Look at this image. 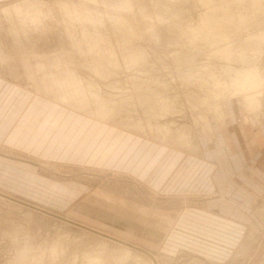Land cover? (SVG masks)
I'll use <instances>...</instances> for the list:
<instances>
[{
  "label": "rangeland",
  "instance_id": "rangeland-1",
  "mask_svg": "<svg viewBox=\"0 0 264 264\" xmlns=\"http://www.w3.org/2000/svg\"><path fill=\"white\" fill-rule=\"evenodd\" d=\"M263 36L264 0H0V264H264V107L231 94Z\"/></svg>",
  "mask_w": 264,
  "mask_h": 264
},
{
  "label": "bare ground",
  "instance_id": "bare-ground-1",
  "mask_svg": "<svg viewBox=\"0 0 264 264\" xmlns=\"http://www.w3.org/2000/svg\"><path fill=\"white\" fill-rule=\"evenodd\" d=\"M157 2V1H156ZM110 3V2H109ZM123 3H124V1H123ZM122 3V4H123ZM216 3V2H215ZM38 8V7H37ZM128 8V7H127ZM15 10V9H14ZM76 10V9H75ZM80 10H81V8H80ZM72 11V10H71ZM33 12V11H32ZM80 12V11H79ZM87 12H89V10L87 11ZM10 13V12H9ZM20 13V12H19ZM40 13V12H39ZM56 13V12H55ZM75 19L78 21L77 22V24L79 23V20H85V21H87V23H92V22H90L91 21V15H92V12H91V15H89L88 16V14H83V13H78L77 12V10L75 11ZM123 13V12H122ZM43 14V13H42ZM83 14V15H82ZM98 14V13H97ZM11 15V14H10ZM94 15H96V14H94ZM118 15V14H117ZM36 16H37V14H36ZM35 16V14H34V16H31L30 18H35L36 17ZM97 16V15H96ZM101 16V15H100ZM38 17V16H37ZM40 17V16H39ZM38 17V18H39ZM93 17V16H92ZM109 17V16H108ZM113 17V16H112ZM118 17H120V16H118ZM122 17V16H121ZM125 17V16H124ZM127 17V18H126ZM126 20H128L129 22H128V25H126V27L127 26H129L130 25V16L128 17V15H126ZM95 18V17H94ZM98 18V21H100V17H97ZM97 18H96V21H97ZM115 19V18H114ZM118 19V18H117ZM134 19V18H133ZM17 20V19H16ZM37 20V19H36ZM92 20H94V19H92ZM116 20V19H115ZM114 20V22L115 23H117V20L115 21ZM20 21V20H19ZM23 23H25L26 21L25 20H21ZM30 21H32V19L30 20ZM95 21V20H94ZM104 21V20H103ZM200 21V20H199ZM35 22V21H34ZM38 22V21H37ZM113 22V23H114ZM20 23V22H19ZM22 23V24H23ZM99 23L100 22H97V23H95L96 24V26L97 25H99ZM102 23H104V22H102ZM118 23H120V25H122L123 23H125V24H127V21L126 22H124V21H121V19L120 20H118ZM81 24H85V22L83 23V22H81ZM125 24H124V26H125ZM131 24H132V22H131ZM24 25V24H23ZM88 25V24H87ZM114 26H115V24H113ZM81 26V25H80ZM83 26H85V25H83ZM24 27V26H23ZM29 27V26H28ZM121 27V26H120ZM125 27V30L126 29H128V28H126ZM26 28V27H25ZM86 28V27H85ZM97 28V27H96ZM98 28H101V27H98ZM118 28V27H117ZM116 28V29H117ZM122 28H124L123 26H122ZM83 29V28H82ZM123 30V29H122ZM83 31H84V29H83ZM82 31V32H83ZM87 31H89V30H87ZM129 31V29L128 30H126V32H128ZM205 31V30H204ZM85 32V31H84ZM122 32V31H121ZM121 32H119L120 33V35H121ZM123 32H125L124 30H123ZM125 32V33H126ZM130 32V31H129ZM234 32H236V31H234ZM124 33V34H125ZM82 34H87V33H82ZM103 33L101 32V35H102ZM127 34V33H126ZM100 35V34H99ZM101 37H103V36H100V38H99V40H101V42H103V39L101 38ZM108 37V36H107ZM123 38H121V39H124V42H126L127 40H126V36L124 37V35L122 36ZM228 37V36H227ZM264 37V36H263ZM84 38H86L87 39V35H85V37ZM230 38V37H229ZM232 38V37H231ZM108 39V38H107ZM215 39V38H214ZM221 39V38H220ZM258 39V38H257ZM263 39V38H262ZM219 40V39H218ZM217 40V41H218ZM230 40V39H229ZM93 41V40H92ZM95 41H97V40H95ZM94 41V42H95ZM106 41V40H105ZM109 41V40H108ZM87 42H88V40H87ZM111 42V41H110ZM128 42V41H127ZM89 44H90V42H88ZM226 44V42H223V44ZM89 44L88 45H86V46H88V48H89ZM94 44H96V43H94ZM109 44V43H108ZM214 44V43H213ZM93 45V44H92ZM219 45H220V43H219ZM222 46V45H221ZM90 48L91 49H88V50H92L93 52H95V53H97L98 55H101L102 54V52L99 50V49H97L96 48V50H93V48L91 47V44H90ZM212 48V47H211ZM219 48V47H218ZM221 49H222V47H220ZM224 48V47H223ZM230 49V48H229ZM215 50V49H214ZM232 50V49H231ZM91 51V52H92ZM114 51V50H113ZM234 51V50H233ZM233 51H232V53H233ZM87 52V51H86ZM100 52V53H99ZM216 52V51H215ZM223 52V51H222ZM221 52V53H222ZM93 54V53H92ZM111 54V53H110ZM112 54H114V53H112ZM126 54H132L131 53V50H130V53H126ZM126 54H124V55H126ZM225 54V53H224ZM93 55H95V54H93ZM93 55H92V57H93ZM133 55H135L134 53H133ZM132 55V56H133ZM234 55V54H233ZM113 56V55H112ZM230 56V55H229ZM229 56L228 57H226V59H229ZM232 56V55H231ZM134 57H136V55L134 56ZM133 57V58H134ZM244 58H245V56H243ZM242 57V58H243ZM240 58V57H239ZM242 58L240 59V60H242ZM243 58V59H244ZM132 59V58H131ZM128 60H129V58H128ZM127 60V61H128ZM220 60V59H219ZM136 61L137 60H135V59H132L129 63H136ZM244 61V60H243ZM110 62V61H109ZM93 63V62H92ZM115 64H116V62H114ZM97 64V65H96ZM99 62H96L95 63V67H97V66H99ZM90 65H92V64H90ZM101 65V64H100ZM134 65V64H133ZM102 66V65H101ZM130 66V65H129ZM88 67H91V66H88ZM95 69V68H94ZM235 69V68H234ZM114 70V69H113ZM248 70V69H247ZM92 71H93V69H92ZM94 71H96L97 72V70L95 69ZM232 72H235L234 70H231ZM245 71V70H244ZM68 73V76H69V78L72 76V72H67ZM99 73V72H98ZM211 73V72H210ZM235 73H237V72H235ZM241 74V73H240ZM75 75V74H74ZM99 75L100 76H103L104 74H101V73H99ZM98 75V76H99ZM261 74H259V72L258 71H254V70H251V71H245L244 73H243V75L242 76H240L241 78H235L234 79V82H236V83H233L232 85H233V90H232V93L231 94H236V95H239V96H241V97H243L242 98V100H243V102L245 103V106L246 105H248L250 108H253V109H255V112L256 111H258L259 110V108H260V110H262V108L264 107V103H261V99H260V97H262V95H263V93L261 92V91H263V89H264V81H263V79H262V77L260 76ZM110 76H113V74H111ZM66 77V76H65ZM60 78V79H58V78H56V77H54V81L55 82H58L59 81V84L61 83H63L64 84V88H62L61 87V91H63L62 93L60 92V91H58V88L56 89L55 88V92H56V90L59 92V93H57V94H60L59 95V98H60V101L62 102V101H64V102H66V103H68L67 101L68 100H70L68 97H66V95L68 96V94H67V90H69L65 85L67 84L66 82H68L70 79L67 77V78ZM104 78H106L105 77V75L103 76ZM109 77V76H108ZM62 79V80H61ZM82 79V78H81ZM82 81V80H81ZM80 80H72V81H70L71 83H75L74 85H75V87H76V89L78 90H80L81 88H80V82H81ZM69 82V83H70ZM144 82H146V81H144ZM68 83V84H69ZM120 84V83H119ZM219 84H220V82H219ZM217 85H218V83H217ZM71 86H73V85H71ZM47 88H49L48 90H50L51 88L50 87H48V86H46ZM67 89V90H66ZM72 89H74V88H72ZM83 89V88H82ZM44 90V89H43ZM46 90V89H45ZM75 90V89H74ZM231 90L228 92V90H225L224 92L225 93H228V94H230V92H231ZM51 91H53L54 92V90H51ZM50 91V92H51ZM47 92V91H46ZM54 92V95L56 94ZM93 92V91H92ZM52 93V92H51ZM48 94V93H47ZM50 94V93H49ZM92 95H93V98L95 99L94 101L97 103L98 102V104H100L99 106H98V108L96 107V113H97V116L96 117H100L101 119H106L107 120V118H110V117H112V112H115V110L114 111H110L111 110V108H109L108 107V109L106 108V106H108L102 99V97H101V95H99V94H95L94 92L92 93ZM139 95V94H138ZM57 96V95H56ZM123 97V96H122ZM144 97H146V96H144ZM251 97H253V98H251ZM109 98V97H108ZM147 98V97H146ZM81 99V98H80ZM97 99L99 100V101H97ZM87 100V98H85V101ZM140 100H142V98L140 97ZM146 100V99H145ZM152 100V99H151ZM71 101H73V100H71ZM78 101V100H77ZM93 101V102H94ZM64 102H63V104H64ZM264 102V101H263ZM72 104H75L74 102H71ZM67 105V104H66ZM244 105V104H243ZM73 106V105H72ZM132 106V105H131ZM248 106H246V107H248ZM150 107V106H149ZM248 107V109H250ZM134 108V107H133ZM84 109V108H83ZM247 109V108H246ZM123 110V109H122ZM150 110H152V109H150ZM252 110V109H251ZM116 112H117V110H116ZM146 113V112H145ZM144 113V114H145ZM148 113H149V111H148ZM210 114V113H209ZM218 114V113H217ZM132 116V115H131ZM150 118V117H149ZM162 119V118H161ZM112 120V119H111ZM207 120V119H206ZM132 123V122H131ZM205 123H208L207 121L205 122ZM129 124V123H128ZM139 124V123H138ZM132 126H134L135 128H138V127H140V125H136V124H131ZM119 126H120V124H119ZM122 127V126H121ZM130 127V126H129ZM208 127V126H207ZM133 128V127H132ZM151 128V127H150ZM205 128H206V126H205ZM129 129V128H128ZM17 243V242H16Z\"/></svg>",
  "mask_w": 264,
  "mask_h": 264
},
{
  "label": "crops",
  "instance_id": "crops-1",
  "mask_svg": "<svg viewBox=\"0 0 264 264\" xmlns=\"http://www.w3.org/2000/svg\"><path fill=\"white\" fill-rule=\"evenodd\" d=\"M43 111H45V108L43 109ZM84 124L86 125V127L89 125L88 122L87 123H81L79 120V117L77 116L75 118L73 126H70V128L65 127L63 129L64 135H67L68 132H71V141L73 143V148L71 147V149L73 150V153H75L76 156L80 155V154H83V155L87 154L89 156L86 158V160H89V161L96 160V156H97L98 160L101 161V159H102V160H104V162L108 161L110 163L111 162V152L109 149H110L111 144L107 143L104 150L102 149V146H100L102 143H104V142L108 141V139H110L109 135H108V133H110L109 132L110 127H107V126L105 127V126H103L102 123H98V125H99L98 126L99 127L98 132L100 133V136H99V134H95V129L93 127H91L92 130L89 134H85L84 130H82V128H80V125H84ZM58 125L59 124L56 123L57 127H58ZM66 126H69V125L67 124ZM90 135L92 136L91 138H90ZM81 138H83V142H81V144H80L79 142H77V139H81ZM97 139H99V140L97 141V143H95V141ZM152 146L154 147V145H152ZM106 154H108L109 159H106ZM93 156H95L94 160L91 159V157H93ZM83 160H84V158H83Z\"/></svg>",
  "mask_w": 264,
  "mask_h": 264
}]
</instances>
